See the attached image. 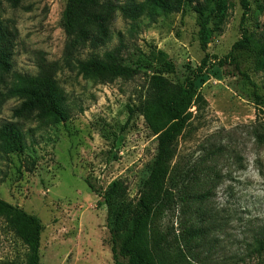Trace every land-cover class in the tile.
<instances>
[{"label":"rangeland","instance_id":"obj_1","mask_svg":"<svg viewBox=\"0 0 264 264\" xmlns=\"http://www.w3.org/2000/svg\"><path fill=\"white\" fill-rule=\"evenodd\" d=\"M243 1V18L241 0H224L223 14L211 17L205 49L211 61L239 37L240 21L254 37H264V0ZM63 5L64 0H20L11 6L0 0V19L14 32L11 68L0 73V123L15 122L25 139L21 152H0V199L38 218L40 264H113L102 193L121 179L133 205L156 140L141 116L127 115L141 76L100 83L63 63ZM198 27L189 3L175 13H142L134 21L114 8L109 40L75 57L100 54L121 39L129 50L127 64L153 71L164 58L172 64L164 75L180 82L204 53ZM41 60L58 65L54 77L68 114L61 122L12 115L20 103L8 94L14 74H35ZM237 66L211 65L195 81L206 104L197 113L190 109L195 114L177 138L173 158L193 186L175 194L148 231L149 237L154 231L162 235L173 264H264V106L255 105L251 86L262 90L264 68L256 69L246 54L237 55ZM25 251L0 217V261L23 264Z\"/></svg>","mask_w":264,"mask_h":264},{"label":"trees","instance_id":"obj_2","mask_svg":"<svg viewBox=\"0 0 264 264\" xmlns=\"http://www.w3.org/2000/svg\"><path fill=\"white\" fill-rule=\"evenodd\" d=\"M19 1L7 0L11 6H17ZM184 3L191 4V9L196 12L199 26L197 40L204 53L196 67L180 82L172 81L164 75L165 72L172 71L171 62L164 58L161 62L162 68L153 71L141 70L136 65L127 64L125 61L129 58V50L121 39L100 54L93 52L83 59L75 57L78 50L85 47L97 48L109 40L108 19L114 8L125 18L134 21L142 13L152 17L178 12ZM241 3L243 18L247 6L243 0ZM224 7V0H142L122 4H114L111 0H64L59 19L65 39L62 49L63 63L73 67L77 73L93 77L100 83H107L115 78L128 80L141 76L142 83L126 106L127 115L141 116L156 140L150 169L137 191L133 205L126 196V186L121 179L113 180L102 193L113 264H173V260H169V252L162 248V235L154 231L153 236L149 237L148 231L153 218L168 207L174 195H184L188 187L193 186L191 176L185 179L187 171L180 168L173 158L177 138L195 114L190 109L194 107L197 113L206 104L195 88V81L211 65L232 64L236 67L237 55L240 54L251 56L256 69L264 68V37H254L241 21V33L232 42L229 50L223 56L210 60L205 52L209 42L208 24L211 17L223 14ZM13 39V30L0 19V73L11 68ZM157 53L165 55L161 50H157ZM152 57L151 52L146 58ZM36 67L35 74H14V84L8 94L16 95L20 103L12 110V115L28 118L34 114L37 119L48 118L52 122H61L68 114L61 89L54 77L58 68L57 62L41 60L36 63ZM251 86L253 101L261 109L264 106V85L260 92L253 82ZM24 146L21 127L13 121L1 122L0 152L19 153ZM0 217L25 246L23 264H40L38 250L42 225L38 218L2 199ZM198 230L192 228L189 231L197 234ZM0 264L20 263L0 261Z\"/></svg>","mask_w":264,"mask_h":264}]
</instances>
